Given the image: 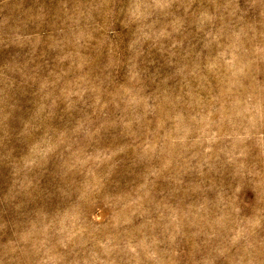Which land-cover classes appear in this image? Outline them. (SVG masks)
<instances>
[{
    "label": "rangeland",
    "instance_id": "1",
    "mask_svg": "<svg viewBox=\"0 0 264 264\" xmlns=\"http://www.w3.org/2000/svg\"><path fill=\"white\" fill-rule=\"evenodd\" d=\"M0 264H264V0H0Z\"/></svg>",
    "mask_w": 264,
    "mask_h": 264
}]
</instances>
